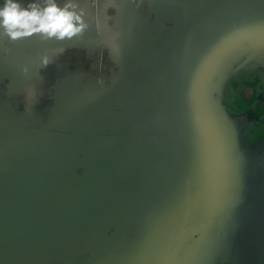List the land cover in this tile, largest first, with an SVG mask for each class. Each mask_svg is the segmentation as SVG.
I'll return each mask as SVG.
<instances>
[{"label": "crops", "instance_id": "crops-1", "mask_svg": "<svg viewBox=\"0 0 264 264\" xmlns=\"http://www.w3.org/2000/svg\"><path fill=\"white\" fill-rule=\"evenodd\" d=\"M19 2L40 11L67 6L84 27L71 37L12 38L0 26V215L25 226L23 234L18 224L0 232L24 236L2 252L28 249L39 264L65 254L59 264H78L77 254L79 264H103L106 251L121 247L127 255L118 264H151L193 225L195 235L203 217L185 211L190 194L220 174L222 146L237 148L241 128L226 124L223 83L211 90L208 77L238 50L264 60V38L259 47L246 37L222 51L197 95L176 92L177 73L163 69L223 7L264 9V0Z\"/></svg>", "mask_w": 264, "mask_h": 264}, {"label": "rangeland", "instance_id": "rangeland-1", "mask_svg": "<svg viewBox=\"0 0 264 264\" xmlns=\"http://www.w3.org/2000/svg\"><path fill=\"white\" fill-rule=\"evenodd\" d=\"M177 14L185 16L181 11ZM255 54L254 51L248 54L238 50L236 59L230 62L225 60L224 65L216 68L217 74L209 76L207 82L215 84L212 87L210 84L211 90L213 87L217 90L218 84L223 83L221 87L225 89V94L222 103L226 124L241 128L235 134L237 148H230L227 157L235 151L244 152L251 147L247 145H254V142L259 150L244 165L242 175L232 183L229 191L224 189L220 198L215 200L223 204L212 217L211 223L206 225L203 221L194 236L193 225L188 234L172 247V252H168L169 249L154 252L151 264H161L170 259L173 260L172 264H225L222 262L228 260H232L229 264H264V120L258 121L264 115V106L261 108V104L255 102L261 97L264 103V92L260 96V89L264 88V60L260 59L263 57L261 55L257 57L259 63L256 62L255 58H251ZM210 94L212 97L213 92ZM250 129L255 131V135L249 133ZM35 255L38 253L28 249H25L23 255H20V251L16 254L0 252V264H11V260H17V264H39L33 258ZM126 255L127 252L121 250V247H115L112 251H106L103 264H118V260L121 257L125 260ZM129 255L136 254L130 251ZM65 256H52L49 264H59V260ZM75 260L79 264L83 260L81 254H77ZM169 261L165 263L169 264Z\"/></svg>", "mask_w": 264, "mask_h": 264}, {"label": "water", "instance_id": "water-1", "mask_svg": "<svg viewBox=\"0 0 264 264\" xmlns=\"http://www.w3.org/2000/svg\"><path fill=\"white\" fill-rule=\"evenodd\" d=\"M254 3L253 7L251 5L246 6V10L237 7L233 9L234 13L229 12L230 7H223L220 14L211 17L212 21L208 23L203 33L195 36L183 46L179 43L178 49L180 50L171 60V67L168 70L163 69L167 75L169 72L177 73V76H171L172 81L177 83L176 92L181 95L191 92L197 95L196 85L201 84L208 67H211L218 55L236 40L250 37L252 42L259 47V43H256L255 40L258 37L264 38V22H261L264 19V9L260 8L261 4L259 2ZM255 17L260 18V20L256 21L257 18ZM197 131H202L200 122L197 123ZM258 150L259 147L255 144V146L253 145L244 152L238 151V154L231 159V156L227 157L229 148H223L222 146L219 149L220 162L224 161L221 164L218 163V166H221L223 171L220 174L217 172L216 176L211 178L210 181L206 179V182L203 181L199 188L191 192L190 204L186 206L185 211L190 213L192 209V213L196 218L199 213L204 216V213L207 212L206 208H212L213 204H216L215 200L220 198L223 190L230 188L232 183L238 180V177L242 175L244 165ZM206 198H209V201L206 202ZM195 217H192V220ZM15 224H18L16 227L23 234L25 226L22 227L24 224L22 225L20 220L11 221L8 217L0 215V232L12 230L11 228L15 227ZM17 230L11 231L8 237H0V252L11 246V244H18L20 239L24 238ZM3 238L5 239L3 240Z\"/></svg>", "mask_w": 264, "mask_h": 264}, {"label": "clouds", "instance_id": "clouds-1", "mask_svg": "<svg viewBox=\"0 0 264 264\" xmlns=\"http://www.w3.org/2000/svg\"><path fill=\"white\" fill-rule=\"evenodd\" d=\"M67 6L59 8L50 4L40 11L35 5L30 8L21 7L19 0H2L0 3V26L12 38L31 35L35 31H42L50 36H73L81 31L83 24Z\"/></svg>", "mask_w": 264, "mask_h": 264}, {"label": "trees", "instance_id": "trees-1", "mask_svg": "<svg viewBox=\"0 0 264 264\" xmlns=\"http://www.w3.org/2000/svg\"><path fill=\"white\" fill-rule=\"evenodd\" d=\"M226 191H229V188H227L226 189ZM223 193V192H222ZM222 204L223 203H221V204H219V203H216V204H214L213 206H212V208L211 207H207L206 209H207V213L209 212V214H208V217H204L203 215L201 216V217H203V218H200V221H196V225L197 226H201L202 225V222L203 221H205L206 222V225L207 224H209V223H211V221H212V217H214V215H215V213L218 211V209H221L222 207ZM199 228H197L196 230H198ZM200 232V231H199Z\"/></svg>", "mask_w": 264, "mask_h": 264}, {"label": "bare ground", "instance_id": "bare-ground-1", "mask_svg": "<svg viewBox=\"0 0 264 264\" xmlns=\"http://www.w3.org/2000/svg\"><path fill=\"white\" fill-rule=\"evenodd\" d=\"M260 40H262L260 37L256 38L255 42H259ZM263 41V40H262Z\"/></svg>", "mask_w": 264, "mask_h": 264}, {"label": "flooded vegetation", "instance_id": "flooded-vegetation-1", "mask_svg": "<svg viewBox=\"0 0 264 264\" xmlns=\"http://www.w3.org/2000/svg\"><path fill=\"white\" fill-rule=\"evenodd\" d=\"M222 171H223V169H221V172H222ZM221 172H220V173H221ZM211 178H212V177H209V181H210ZM204 182H206V181H204ZM165 261H168V260H165ZM165 261H164V262H165ZM161 264H163V263H161Z\"/></svg>", "mask_w": 264, "mask_h": 264}]
</instances>
